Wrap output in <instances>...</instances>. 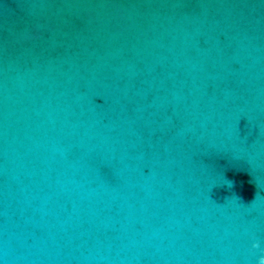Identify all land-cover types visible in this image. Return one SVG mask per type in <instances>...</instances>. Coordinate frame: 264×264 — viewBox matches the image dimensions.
Segmentation results:
<instances>
[{
  "label": "water",
  "instance_id": "95a60500",
  "mask_svg": "<svg viewBox=\"0 0 264 264\" xmlns=\"http://www.w3.org/2000/svg\"><path fill=\"white\" fill-rule=\"evenodd\" d=\"M261 258L264 0H0V264Z\"/></svg>",
  "mask_w": 264,
  "mask_h": 264
},
{
  "label": "clouds",
  "instance_id": "9594fccd",
  "mask_svg": "<svg viewBox=\"0 0 264 264\" xmlns=\"http://www.w3.org/2000/svg\"><path fill=\"white\" fill-rule=\"evenodd\" d=\"M262 260H264V258H261V260H260V264H261V261H262Z\"/></svg>",
  "mask_w": 264,
  "mask_h": 264
}]
</instances>
